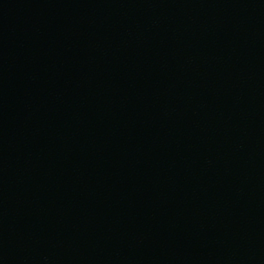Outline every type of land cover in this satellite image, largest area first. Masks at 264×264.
<instances>
[{
  "label": "water",
  "instance_id": "obj_1",
  "mask_svg": "<svg viewBox=\"0 0 264 264\" xmlns=\"http://www.w3.org/2000/svg\"><path fill=\"white\" fill-rule=\"evenodd\" d=\"M0 264H264V0H0Z\"/></svg>",
  "mask_w": 264,
  "mask_h": 264
}]
</instances>
